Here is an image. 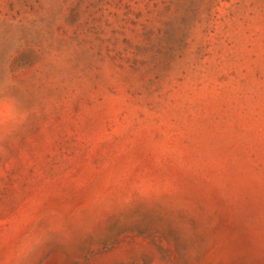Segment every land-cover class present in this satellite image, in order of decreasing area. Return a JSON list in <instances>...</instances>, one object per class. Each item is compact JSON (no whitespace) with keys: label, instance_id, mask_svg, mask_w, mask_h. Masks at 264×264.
Returning <instances> with one entry per match:
<instances>
[{"label":"rangeland","instance_id":"1","mask_svg":"<svg viewBox=\"0 0 264 264\" xmlns=\"http://www.w3.org/2000/svg\"><path fill=\"white\" fill-rule=\"evenodd\" d=\"M0 264H264V0H0Z\"/></svg>","mask_w":264,"mask_h":264}]
</instances>
